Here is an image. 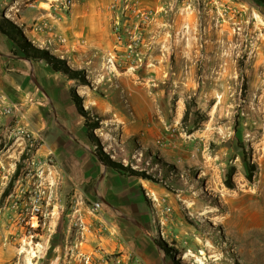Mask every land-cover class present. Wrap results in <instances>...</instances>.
<instances>
[{
    "label": "rangeland",
    "instance_id": "374dc122",
    "mask_svg": "<svg viewBox=\"0 0 264 264\" xmlns=\"http://www.w3.org/2000/svg\"><path fill=\"white\" fill-rule=\"evenodd\" d=\"M0 1L14 11L37 7ZM73 8H90L97 38L71 37L63 57L48 50L84 70L87 82L37 65L58 109L36 88L35 113L22 99V114L4 118L0 109V264H111L87 244L89 232L71 225L72 188L54 185L37 229L27 224L29 194L18 209V178L28 188L27 164L42 143V120H53L54 111L90 150L101 146L146 174L120 173L138 183L129 195L141 196L142 234L153 238L160 263L264 264V3L82 0ZM4 18L18 25L17 17ZM73 92L99 120L94 138ZM16 121L23 125L17 141L10 138ZM249 162L256 165L251 180Z\"/></svg>",
    "mask_w": 264,
    "mask_h": 264
},
{
    "label": "crops",
    "instance_id": "0c3cea01",
    "mask_svg": "<svg viewBox=\"0 0 264 264\" xmlns=\"http://www.w3.org/2000/svg\"><path fill=\"white\" fill-rule=\"evenodd\" d=\"M24 1L30 2L27 7H39L43 3L50 6L54 4L53 0H16L17 3ZM37 7L16 8V11L0 8V20L6 14L17 17L16 22L35 46L47 48L62 57L58 53L67 47L65 42L71 37L85 34L95 38L98 36L97 22L90 15V8H73L71 19L60 10L53 12L51 8ZM37 65L46 67L48 74L51 71L50 75H57L48 65L33 63L24 57L16 43L0 31V109L10 104L18 105V99H22L28 105V113H35V88L48 98L51 109H58L59 101L50 99L49 87L53 85L48 86L44 80L46 77L39 76L36 72ZM40 102L43 104V100ZM3 117L7 118L9 115ZM60 120L57 111H54L53 120H42V143L39 144L37 153L45 156L49 151L54 152L57 161V184L61 183L63 188H72L74 200L82 204L83 209L88 204L85 198L92 194L104 203L103 216H87L92 225L87 244L97 254L102 249L105 253L117 255L126 264L138 259L143 264H163L158 260V250L153 238L142 234L145 229L138 213L142 206L141 196L129 195L136 190L138 183L100 162L95 152L90 150L83 134ZM11 129L10 138L17 137L16 141L20 139L18 133L23 130L21 121H16ZM49 138L53 141L48 142Z\"/></svg>",
    "mask_w": 264,
    "mask_h": 264
},
{
    "label": "built area",
    "instance_id": "2783aa9c",
    "mask_svg": "<svg viewBox=\"0 0 264 264\" xmlns=\"http://www.w3.org/2000/svg\"><path fill=\"white\" fill-rule=\"evenodd\" d=\"M81 1L82 0H53L54 4H52L50 7L53 12L60 10L61 13L67 17L70 16L73 7ZM52 15L54 16V13H52ZM116 30H119L118 26H116ZM2 112L8 115H16L21 111L18 105L10 104L9 106L3 107ZM27 169V174L25 176L27 179L28 188H26L21 183L22 176H19L18 178V209H20L22 204H26V202H23V200L26 198L23 196V194H29L28 198L31 203L32 213L30 220L27 221V224L31 225L33 229H37L39 227L40 216L46 217L48 215V212L46 209H44V202L46 205L50 204L52 188L57 183V161L54 152L49 151L45 156H39L36 150V153L31 157L29 163L27 164ZM45 185L47 188H44ZM49 190L51 191L47 197V192ZM104 209L105 205L101 200H92L90 204H86L84 209L82 204H79L78 201H74L69 213L71 217V225L76 228L77 233L85 235L86 232L91 231L92 226L88 222L87 216H103ZM22 220H25V218ZM99 253L101 254L103 260H106L111 264H122V260H120L118 257H111V254L103 252L102 249L99 251ZM91 257V254H86L88 261ZM132 264H143V262L141 259H138Z\"/></svg>",
    "mask_w": 264,
    "mask_h": 264
},
{
    "label": "trees",
    "instance_id": "16d2710c",
    "mask_svg": "<svg viewBox=\"0 0 264 264\" xmlns=\"http://www.w3.org/2000/svg\"><path fill=\"white\" fill-rule=\"evenodd\" d=\"M257 1L260 3H264V0ZM0 31L8 36L14 43H16L23 56L33 63L43 61L44 64L48 65L57 73H64L71 79H79L82 83L87 82L84 70L73 69L69 66L67 60L60 58L55 54H52L48 49H42L33 45L23 33L22 28L11 20L2 18L0 20ZM72 97L75 104L77 105L79 113L86 119V126L88 128L90 137L94 138L95 135L93 133V130L99 127V120H91V118L89 117V113L82 106L81 97L76 92L72 93ZM188 116L189 110H187L185 117L188 118ZM95 155L100 162H102L107 167L118 171L119 173H129V175L146 176L144 172L137 171L129 166H125L121 162L112 160L110 156L106 152H104L101 146H99V150L95 152ZM247 168L248 178L251 180L256 169V165L249 162L247 163ZM19 170L20 164L17 165L15 176L18 175Z\"/></svg>",
    "mask_w": 264,
    "mask_h": 264
},
{
    "label": "bare ground",
    "instance_id": "6f19581e",
    "mask_svg": "<svg viewBox=\"0 0 264 264\" xmlns=\"http://www.w3.org/2000/svg\"><path fill=\"white\" fill-rule=\"evenodd\" d=\"M184 19V18H183ZM190 28H189V30H188V32H185V34L186 35H189V37H191V28H192V24H190V26H189ZM195 27V26H194ZM193 31V30H192ZM193 33V32H192ZM193 35V34H192ZM194 38V37H193ZM195 39V38H194ZM193 41V40H192Z\"/></svg>",
    "mask_w": 264,
    "mask_h": 264
}]
</instances>
